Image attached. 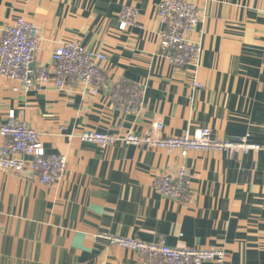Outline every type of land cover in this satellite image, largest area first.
Listing matches in <instances>:
<instances>
[{
	"label": "crops",
	"instance_id": "obj_1",
	"mask_svg": "<svg viewBox=\"0 0 264 264\" xmlns=\"http://www.w3.org/2000/svg\"><path fill=\"white\" fill-rule=\"evenodd\" d=\"M164 0H0V36L18 18L40 32L33 70L54 66L64 41L102 53L106 85H46L26 92L0 78V128L14 112L40 135L47 154L67 158L63 178L45 185L33 170H0V264H146L103 235L173 248L224 249L227 264H264V0H188L204 18L190 40L199 55L173 66L161 55ZM135 22L120 30L126 7ZM138 86L139 114L117 107V85ZM162 124L161 131L153 126ZM249 138L262 149L178 152L81 136L96 131L146 138ZM6 138L0 136V154ZM32 160L31 157L25 158ZM184 170L193 199L176 202L155 188L158 176ZM213 264V263H208Z\"/></svg>",
	"mask_w": 264,
	"mask_h": 264
},
{
	"label": "built area",
	"instance_id": "obj_2",
	"mask_svg": "<svg viewBox=\"0 0 264 264\" xmlns=\"http://www.w3.org/2000/svg\"><path fill=\"white\" fill-rule=\"evenodd\" d=\"M159 11L165 25L160 40L161 55L173 66H189L199 55L198 45L189 36L203 22V13L188 0H164ZM137 15L134 7H126L120 17V30H127L135 22ZM39 40L40 32L34 24L24 18L16 19L6 33L0 36V78L21 82L26 92L39 91L51 84L59 89L82 85L97 94L106 85L107 76L101 66L105 56L82 47L76 41H64L55 50L51 71L33 70L31 64L36 57ZM113 98L117 107L123 108L125 113L139 114L141 90L138 86L119 84L114 90ZM153 127L154 131L163 129L162 124ZM0 136L7 140L0 154V170L24 172L30 168L45 185H53L63 178L67 158L47 154L39 133L27 123L17 120L14 112L9 113L8 123L0 128ZM81 139L84 143L101 148L114 147L120 143L133 144L168 153L178 152L183 157L193 151H228L234 155H243L262 149L249 138L219 140L211 129L198 130L194 136L185 132L182 137L167 138L151 134L140 138L134 134L115 136L87 131L82 134ZM27 157L32 160H26ZM155 188L163 198L176 202H189L193 199L191 181L184 170L176 176H158ZM101 238L111 247L137 252L146 264H227L224 249L173 248L164 240L145 243L110 235H103Z\"/></svg>",
	"mask_w": 264,
	"mask_h": 264
}]
</instances>
